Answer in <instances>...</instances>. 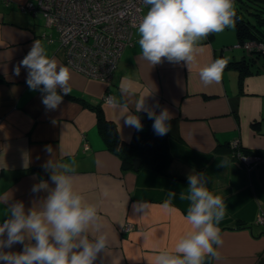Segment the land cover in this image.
I'll return each mask as SVG.
<instances>
[{"label":"crops","instance_id":"1","mask_svg":"<svg viewBox=\"0 0 264 264\" xmlns=\"http://www.w3.org/2000/svg\"><path fill=\"white\" fill-rule=\"evenodd\" d=\"M30 1L38 0H0V197L23 202L27 212L48 194L32 193L34 184L45 180L55 187L43 167L45 161L74 160V188L97 205L109 236L107 248L94 264H155L158 250L174 248L190 230L188 202L179 196L187 190L188 175L203 172L209 190L226 205L219 224L218 256L206 258V264H264V224L256 220L264 210V55L254 59L252 68L259 71L247 75L242 88L239 70L232 67L223 68L219 81L205 84L199 76L203 67L223 56H243V51L235 50L241 47H229L238 42L234 28L199 40L191 71L185 62L174 64L166 58L151 66L141 58L135 33L106 85L67 65L56 31L45 26L40 13L19 8ZM227 31L234 38L230 33L227 37ZM37 39L58 66L71 71V93H61L63 100L56 110H46L42 93L29 89L26 69L21 68L18 76L13 71ZM122 82L135 91L127 107L117 103ZM108 93L113 103L104 101ZM141 97L148 109L159 114L167 108L172 115L168 121L174 155L171 175L141 165L137 171L134 166L123 170L121 158L107 148L95 112L85 105L100 104L107 119L116 124L121 141H129L135 128L125 125L122 116L130 109L135 112L133 103ZM49 147L51 153L46 151ZM242 155L256 158L245 163ZM224 157L230 165L218 167ZM168 192H175L176 198L165 207ZM138 202L148 210L138 213L133 208ZM5 209L0 204V224L7 218ZM22 247L15 244L4 251L20 252Z\"/></svg>","mask_w":264,"mask_h":264},{"label":"clouds","instance_id":"2","mask_svg":"<svg viewBox=\"0 0 264 264\" xmlns=\"http://www.w3.org/2000/svg\"><path fill=\"white\" fill-rule=\"evenodd\" d=\"M148 11L132 26L137 30L141 58L151 66L166 58L171 63H186L191 71L194 45L209 34L223 32L234 27V0H143ZM21 68L27 70L26 84L32 91L42 93L46 110H56L63 95L71 93L69 67L59 65L51 58L41 41L37 39L29 53L14 67L15 75ZM224 62L216 59L203 67L199 76L205 84L221 79ZM63 93V95L61 94ZM121 101L127 107L128 100L135 96L131 86L120 85ZM123 114L124 124L142 130L140 117L135 113L147 112L153 120L156 135L164 136L170 130L168 121L172 115L167 108L148 109L144 97L134 101L133 107ZM49 153L52 149H46ZM218 167L227 168L228 157L219 159ZM44 169L51 173L50 180H40L31 188L32 193L47 192L38 205L27 212L21 201L10 202L9 197H0L6 206L7 218L0 224V262L2 264H94L99 253L109 244V236L100 222L98 207L88 203L74 188V160L45 161ZM165 207L176 198L168 192ZM179 199L188 202L186 219L191 228L185 232L174 248L158 250L155 264H206V258L218 256L216 246L222 243L220 222L226 212L224 199L211 192L208 178L203 172L188 175V187ZM133 208L139 213L147 205L138 202ZM6 236V239L3 238ZM27 238V242H26ZM34 241V243L32 242ZM15 244H22L23 251L11 252Z\"/></svg>","mask_w":264,"mask_h":264},{"label":"built area","instance_id":"3","mask_svg":"<svg viewBox=\"0 0 264 264\" xmlns=\"http://www.w3.org/2000/svg\"><path fill=\"white\" fill-rule=\"evenodd\" d=\"M145 6L143 0H38L22 3L19 8L40 13L46 27L56 31L68 66L109 85L124 50L133 44L136 29L132 25L144 16ZM260 43L254 40L238 41L229 47L261 52L263 48L259 46ZM104 101L113 103V95L106 94ZM85 148H89L87 142ZM255 158L242 155L245 163ZM260 214L262 217L257 222L262 223L264 211H260ZM126 228H130V225Z\"/></svg>","mask_w":264,"mask_h":264},{"label":"trees","instance_id":"4","mask_svg":"<svg viewBox=\"0 0 264 264\" xmlns=\"http://www.w3.org/2000/svg\"><path fill=\"white\" fill-rule=\"evenodd\" d=\"M234 9L236 12L235 26L232 28L235 29L238 41L254 40L257 42L259 40V42H264V0H238L234 4ZM242 51L243 56L240 58L233 59L231 56L219 58L223 60L224 67L239 70L241 88L246 76L255 71L252 68V63L259 56L249 49L242 48ZM258 71L259 69L255 72ZM85 105L95 112L107 148L121 158L123 170L133 169L134 159L140 158L142 168H148L161 175H171L169 165L174 159L170 149L172 136L169 133L164 136L156 135L152 128L153 120L148 118L147 112L139 113L143 125L142 130L137 131L135 129L129 141H121L116 124L107 119L101 105L91 103ZM243 150L247 152L245 149Z\"/></svg>","mask_w":264,"mask_h":264},{"label":"rangeland","instance_id":"5","mask_svg":"<svg viewBox=\"0 0 264 264\" xmlns=\"http://www.w3.org/2000/svg\"><path fill=\"white\" fill-rule=\"evenodd\" d=\"M21 4H22V3H21ZM147 11H148V6H145V7H144V10H143V15H145ZM227 32H228V33H227V37H228V34L230 33V35L232 36V38H234V35H233V33H232L231 31H227ZM135 33L138 34V33H137V30H136ZM257 41H259V40H257ZM261 43H264V42H261ZM261 43L259 44V46L261 45L260 47L263 48V49H262L263 51L260 52L259 50H256V49L253 51V53H255V54L259 55V56H261V54L264 55V44H261ZM258 49H259V48H258ZM235 50H237V52H238L239 54L242 53V50H241V49H240V50H239V49H235ZM106 85H107V84H106ZM260 211H264L263 208H261ZM260 211L258 212V215H257V219H256V220H259V219L262 217V214L259 215ZM258 216H259V217H258ZM263 218H264V216H263ZM259 223H260V222H259ZM262 223H264V220H263ZM22 248H23V247H22ZM20 250H21V249H20Z\"/></svg>","mask_w":264,"mask_h":264},{"label":"water","instance_id":"6","mask_svg":"<svg viewBox=\"0 0 264 264\" xmlns=\"http://www.w3.org/2000/svg\"><path fill=\"white\" fill-rule=\"evenodd\" d=\"M140 165H141V159L135 158L133 161L134 170L137 171L139 169Z\"/></svg>","mask_w":264,"mask_h":264},{"label":"bare ground","instance_id":"7","mask_svg":"<svg viewBox=\"0 0 264 264\" xmlns=\"http://www.w3.org/2000/svg\"><path fill=\"white\" fill-rule=\"evenodd\" d=\"M264 224V223H263Z\"/></svg>","mask_w":264,"mask_h":264}]
</instances>
